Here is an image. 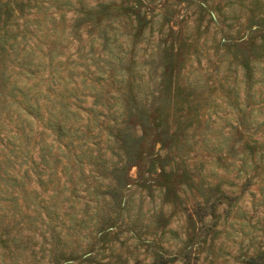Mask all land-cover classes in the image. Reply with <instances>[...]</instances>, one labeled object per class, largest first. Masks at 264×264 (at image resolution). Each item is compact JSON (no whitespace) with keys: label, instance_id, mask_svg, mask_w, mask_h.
Segmentation results:
<instances>
[{"label":"rangeland","instance_id":"374dc122","mask_svg":"<svg viewBox=\"0 0 264 264\" xmlns=\"http://www.w3.org/2000/svg\"><path fill=\"white\" fill-rule=\"evenodd\" d=\"M70 77L121 104L122 131L98 106L71 147L91 154L64 169L54 144L42 187L5 181L19 89L53 98ZM262 260L264 0H0V264Z\"/></svg>","mask_w":264,"mask_h":264},{"label":"trees","instance_id":"16d2710c","mask_svg":"<svg viewBox=\"0 0 264 264\" xmlns=\"http://www.w3.org/2000/svg\"><path fill=\"white\" fill-rule=\"evenodd\" d=\"M6 51L8 52V50L3 47V52ZM7 55H9V53H7ZM116 58V55L111 49L109 51V57L106 59V61L110 63L112 59ZM118 59L122 60V58ZM32 72L33 70H31V66H28L27 73L31 74ZM100 72L101 71H99V73ZM76 73L78 75L80 72L78 71ZM99 75L100 76H97L95 78L96 82L106 80V78H103L105 75L104 71ZM67 82L71 84V87H69L67 85L68 83H66L63 87V92H52L53 98L50 97L49 91L42 92L35 83L30 84L26 90L19 89V96L15 100L18 102L16 113L20 123L17 121L18 127H16L14 134L10 136L17 139L18 141L11 143L12 146L5 145L3 149H6L7 147L8 150L2 155L5 156L8 161H10V157L12 154L15 156V158L19 157L21 160L18 163L16 174L12 173L11 170V172H8L7 170L3 172V179L5 178V181L11 180L21 171L22 173L20 175V178L29 176V172H31L32 174H35L37 181L39 182V186L42 187L44 181L42 175L47 171L48 162L50 159L49 156L51 155L52 158L54 157L51 153V146L54 144H56V148L58 151V155H56V157L58 159H65V164L63 165L64 169H66V164L70 162V157H66L67 153L71 156H74L75 158L77 157L79 160L82 159V156L91 154L92 148H90L89 146H87L81 156H78L74 151L72 152L71 147L74 143V140H79V143L81 145L86 144L82 140L88 138L84 136L91 135L90 122L93 121L96 123V119H99L100 114H104L103 110L97 109L98 106L107 108L106 112L108 113V115H113L111 121L107 122V125L110 128L109 131L114 130L117 134H120V132L122 131L124 121H119V118H117V116L115 115L116 113H119L121 111V104L117 102L107 104V102L102 100V96L93 85H89V90L85 92L78 88L77 79L72 80V78L70 77V80H67ZM25 85L27 84L25 83L24 86ZM17 88L18 86L16 82H14L12 88L10 89L11 91H14L12 92L14 97H17L18 95L17 93L15 94V90ZM41 94L44 95L42 96ZM87 96H91L92 99L90 106L88 107L83 105V103L86 102ZM42 99L44 100L43 104L41 103ZM115 99L117 100L118 98ZM112 107H114V109L110 112ZM120 114L121 112L119 113V115ZM103 116H106V114ZM36 122H39L41 126V131H39L40 138L36 143V146L39 144L36 154V157L39 158L38 161L32 157V153L29 154V144L31 143V139L33 137L32 124ZM86 133L88 134L86 135ZM46 136L50 137V140L47 141L45 139ZM114 137L116 138V136ZM27 161L29 162V165L25 167L24 164ZM60 173L61 175L65 174L62 171ZM65 182L66 180H63L61 184L65 185ZM75 185L74 189L76 187ZM87 191V194H90V189H88ZM71 198H73V202L75 199L74 195L71 194ZM251 264H264V260L253 261Z\"/></svg>","mask_w":264,"mask_h":264}]
</instances>
